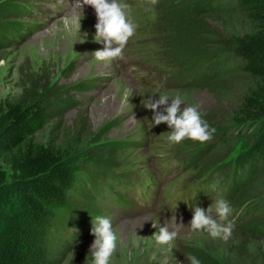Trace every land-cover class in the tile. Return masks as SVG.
I'll list each match as a JSON object with an SVG mask.
<instances>
[{
	"label": "rangeland",
	"instance_id": "obj_1",
	"mask_svg": "<svg viewBox=\"0 0 264 264\" xmlns=\"http://www.w3.org/2000/svg\"><path fill=\"white\" fill-rule=\"evenodd\" d=\"M8 1L30 8H25L27 11L24 15L18 14L7 19L8 22H15L14 24L20 29L16 32V36L11 37L14 38L12 46L0 45V60L4 61V64L0 66V102L23 94V86L28 83L23 74H36L35 78L38 82L35 92L41 96L47 95L52 88L65 91L72 89L69 98L74 104L71 103L70 106L69 103L65 113L40 132L36 140L63 144L70 154L69 160L77 169H85L87 163L85 154L87 150L90 151L97 145L91 141V137L102 132L109 122L116 121L115 127L106 135L104 141L129 145H123L124 148L118 149L114 154L118 166L112 171H131L144 175L149 172V168H152L160 172V158L172 144L167 140L168 134L165 133V128L161 127L165 124L162 123L158 125L159 127L154 125L152 122L154 113L141 104V101L147 98L158 99L160 93H166L170 97L179 94L183 100L182 107L198 106L203 119L213 117L212 114L216 112L223 119L220 123L225 126L221 129L215 128L216 132L213 136L223 133L227 124L226 119L230 116L231 102L242 93V83H237L236 88L232 90L230 102L218 101L209 86L213 81H221L232 75L233 67H226L223 57L197 56L198 53L188 56L186 51L193 53L190 46L196 44L194 43L196 41L189 42V48H186L188 46L185 44L180 47L176 41L181 21L203 17L207 18L203 24L204 28L222 31V23L219 20L208 19L213 13L208 4L204 3L198 9H194L193 6L184 8V4H178L174 15L165 27L167 33L174 39L170 42V46L174 48V54L168 59L166 66L159 64L153 66L147 63L143 60V54L137 53L139 47L132 46L126 54L129 57L124 60L130 74L124 76L116 72L113 62L109 64L95 59L94 52L102 49L103 45L95 42L94 24L83 13L75 10L81 19V27L80 31L77 30L73 34L64 30L62 23L65 16L73 14V9L51 20L43 17L45 11L54 9L63 11L67 2L0 0V4ZM216 4L215 9L232 12L231 3H226L223 7L217 1ZM17 8L20 9L19 6ZM138 10L137 3L131 6L129 13L132 18L139 13ZM165 30L163 25L155 29L149 25L141 29L140 35L145 40L156 39L161 34L169 36ZM134 64L141 65L140 70L143 72L138 82L134 79ZM81 83H86L89 89L82 91L75 89V86ZM250 133L254 134V131L248 129L243 134L240 132L237 134L238 136L248 135L246 139L240 140L239 145L243 150L247 146L251 147V151L254 150ZM182 142L190 143L189 139ZM236 148L239 147L231 149V152ZM219 152L220 150L217 149L216 154ZM203 160L204 158L200 159L194 169L204 167ZM99 174L101 173L96 175L97 180L100 177ZM182 175L183 173L163 175L165 178H163L162 192L173 202L188 194L186 190L178 191L183 186ZM173 179L178 182L176 186L175 182L173 185L171 183ZM89 181L83 179L81 188L88 193L90 201L95 202L90 197L93 193L89 187L91 183ZM210 190L217 192L215 188ZM152 191L153 188L146 187L140 194L146 196ZM261 191L252 198L242 201L238 197L245 192L243 190L231 202V209L240 207L246 201L252 200L257 203L260 199H264V190ZM198 202L206 206L209 204L207 200L192 198L188 201L185 198V203L181 204V214H187L188 210L199 206ZM92 205L99 211L101 209L102 213H93L90 215V220L97 216L112 217L100 203L95 202ZM263 217L264 210L262 215L253 218L252 221L255 222ZM182 222L183 225H177L179 229L177 239L169 247L159 245L153 236L159 231V227L165 225L172 230V220L161 221L153 214L117 216L113 226L118 237L117 248L110 264H190L186 258L195 256V253L208 256L215 264H264V260L255 254L256 245L250 243L246 230L234 229L232 236L225 242L221 238L211 237L205 231H193L189 225L190 220ZM177 223H181V220H177ZM153 224L157 227L154 228ZM61 237L64 241L63 236ZM84 240L74 244H64L66 241L57 243L67 248V251L61 250L65 252L61 264H93L90 248L95 237ZM261 243L264 245L263 240ZM262 248L264 249V246Z\"/></svg>",
	"mask_w": 264,
	"mask_h": 264
},
{
	"label": "trees",
	"instance_id": "obj_2",
	"mask_svg": "<svg viewBox=\"0 0 264 264\" xmlns=\"http://www.w3.org/2000/svg\"><path fill=\"white\" fill-rule=\"evenodd\" d=\"M216 1L222 7L231 3L232 12L215 9ZM205 4L213 12L208 19L219 20L222 31L204 28L207 18L203 17L181 21L176 41L180 47L188 46L186 48L189 42L196 41L190 46L193 53L186 51L188 56L198 53L197 56L223 57L226 67H233L231 78L213 81L209 86L218 101L230 102L232 90L237 83H242V93L231 102L223 133L210 140L214 143L200 145L198 141L189 140L204 155L201 157L204 167L198 179L228 193L226 200L231 206L243 190L245 192L238 197L242 201L264 190V178H260L264 177V0H208ZM25 8L30 7L11 1L0 4L1 46L13 45L11 37L16 36L20 28L7 19L24 15ZM23 75L28 82L23 86V94L0 102V264H61L65 256L61 250L67 251V248L57 243H78L66 236L69 226L88 222L93 213H102L81 188L83 179L94 184L98 173L102 176L115 169L118 165L114 154L129 144L104 141L115 127L116 121H111L102 132L91 137L97 145L87 150L85 169H77L63 144L36 140L40 132L65 113L69 103L70 106L74 104L69 98L72 89L52 88L47 95L41 96L35 92L36 74ZM75 89L82 91L89 87L81 83ZM212 115L204 119L211 127L221 129L225 126L220 123L222 117L216 112ZM248 129L254 131L250 133L253 151L248 146L243 150L239 145L248 135L237 134ZM237 146L239 148L231 152ZM217 149L220 150L218 154ZM228 189L234 192L231 194ZM78 193L80 196H75ZM242 208L238 221H244L242 228L250 243L256 245L255 254L264 260L261 243L264 241V217L252 221L262 215L264 199L257 203L246 201L232 210ZM200 254L195 253L200 264H215L208 256Z\"/></svg>",
	"mask_w": 264,
	"mask_h": 264
},
{
	"label": "clouds",
	"instance_id": "obj_3",
	"mask_svg": "<svg viewBox=\"0 0 264 264\" xmlns=\"http://www.w3.org/2000/svg\"><path fill=\"white\" fill-rule=\"evenodd\" d=\"M157 2L158 0H150L153 6ZM85 5L95 10L97 22L94 25L96 30L94 40L103 45L102 49L94 52L95 59L109 64L123 59L124 49L137 28L129 18L131 6L118 0H74L73 14L65 16L62 21L64 30L69 34L80 31L81 19L75 10L84 9ZM3 64L4 61L0 60V66ZM141 104L154 113L152 117L154 125L162 123L168 125L171 131L167 140L171 144H179L185 139L205 143L210 141L216 132V129L202 118L198 106L182 107L183 100L179 94L170 97L166 93H160L158 99L147 98L142 100ZM231 212V206L226 200L217 199L207 210L195 206L189 225L193 231H205L211 237L221 238L227 242L235 228V222L229 220ZM180 220L181 223L178 224L177 216L172 218V230L167 225L159 227V231L153 236L155 241L159 245L171 247L179 235L177 225H183L182 216ZM153 227L157 226L153 224ZM91 235L95 237L90 248L93 264H110L118 240L112 221L103 216L95 217L92 221ZM186 259L190 264H200L195 256H188Z\"/></svg>",
	"mask_w": 264,
	"mask_h": 264
},
{
	"label": "bare ground",
	"instance_id": "obj_4",
	"mask_svg": "<svg viewBox=\"0 0 264 264\" xmlns=\"http://www.w3.org/2000/svg\"><path fill=\"white\" fill-rule=\"evenodd\" d=\"M159 65H160V64H159ZM150 69H151V68H150ZM153 82H154V81H153ZM153 82H152V83H153ZM174 86H175V85H174ZM128 87H129V86H128ZM171 90H172V89H171ZM173 90H174V89H173ZM163 178H165V177H163ZM166 179H167V178H166ZM164 180H165V179H164Z\"/></svg>",
	"mask_w": 264,
	"mask_h": 264
}]
</instances>
